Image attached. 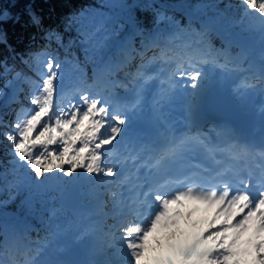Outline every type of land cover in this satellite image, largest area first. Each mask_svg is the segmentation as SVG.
I'll return each instance as SVG.
<instances>
[{"label":"snow or ice","instance_id":"6c2138e0","mask_svg":"<svg viewBox=\"0 0 264 264\" xmlns=\"http://www.w3.org/2000/svg\"><path fill=\"white\" fill-rule=\"evenodd\" d=\"M195 7L215 9L217 23H237L227 16L231 4L224 10L218 4ZM237 7L241 20L252 15L260 21L264 34V0H239ZM86 15L105 17L102 12ZM159 20L158 13L155 22ZM33 23H39L36 17ZM125 23L134 33L145 36L131 13ZM104 30L102 21L83 35L91 42ZM210 31L209 25L203 24L194 40H186L181 29L163 46L159 32H149L139 50L125 48L119 67L130 65L136 57L141 60L135 73L130 74L131 100L116 94V87L127 90L128 85L109 79L113 74L110 65L95 64V49L85 48V59L93 62L92 83L78 60L61 61L47 50L23 60L35 78L15 71L8 79L14 70L5 64L0 71V79L4 80L0 97L7 96L5 108L17 105L11 122L0 116L3 140L10 146L5 154L11 157V168L0 172L5 187L16 194L26 193L22 203L30 209L37 202L43 204L48 193L64 192L70 185L88 184L93 194L101 189L110 192L113 208L106 215L113 223L106 227L111 241L108 246L114 249V255L104 264H249L248 257L251 264H264V170L253 183L251 174L245 177L230 165L210 173L200 163L186 162L187 154L204 141L198 133L178 132L162 112L164 100L175 90L183 89L197 98L210 86L211 74L203 69L204 65L223 70L225 76L243 71L241 62L227 47L212 46ZM47 38L60 42V37L53 34ZM224 42L229 43L227 39ZM170 43H175L180 52L169 55ZM100 46L97 43L96 47ZM153 49L160 51L145 63L147 52ZM157 60L174 67L161 80L167 88L154 100V123L146 127L142 103L146 86L155 77L147 75L145 68ZM66 64H71L75 76L68 97L64 96ZM256 78L264 87V67ZM101 81L103 87L96 88ZM243 86L255 87L251 83ZM195 109L194 103L189 104V118L194 117ZM252 151L248 144L228 148L233 159ZM259 155L264 157V150ZM213 159L217 165L222 163ZM126 164L136 169L131 177L123 174ZM140 168L146 169L142 176L138 174ZM9 174L14 177L12 181H8ZM111 185L117 189L128 185L127 195L112 191ZM201 212L207 215L193 221L194 214ZM182 222L189 227L182 228ZM0 236V264H66L30 258V249L7 230Z\"/></svg>","mask_w":264,"mask_h":264},{"label":"trees","instance_id":"16d2710c","mask_svg":"<svg viewBox=\"0 0 264 264\" xmlns=\"http://www.w3.org/2000/svg\"><path fill=\"white\" fill-rule=\"evenodd\" d=\"M103 4H123L127 7H102ZM213 4H218L221 10L225 9V5L231 4L232 8L227 10V16L237 23H217L215 22L217 15L215 9L212 7L197 9L195 7L196 5L211 6ZM238 4L239 0H0V71L6 64L14 70L7 77L8 79H11L15 71H22L26 75L34 77V73L28 65L23 63V60L30 59L34 54L47 50L57 55L61 61L78 60L81 65L86 67L88 82L92 83L93 62L85 59V48L95 49L96 65H109L115 56L117 44L126 35L132 36L128 41V47L139 50L142 40L149 32L158 31L163 46V40L168 37L166 33L169 34V31H172L170 39L181 29L185 31V36L195 35V32L202 30L203 24H208L211 28L209 36L215 49L227 47L233 57L238 56L237 46L231 43L225 44L216 31L223 30L241 43L248 42V45L251 46L250 50H253L252 46H259L262 41L259 36L262 34L260 23L252 15L244 16L241 20L242 13L237 7ZM96 12L105 13V17L86 15ZM129 13L140 22L145 36L134 33L125 23ZM158 13L160 20L159 23H156ZM33 17H36L39 23H33ZM102 21L105 30L95 36L91 42L86 41L83 33L92 31ZM121 24L124 26L121 27ZM49 34H53L54 37L59 36L60 42L55 38L49 40L47 38ZM97 43L101 45L98 48L96 47ZM150 51H155L158 54L160 49ZM177 51L179 52L180 49ZM120 53L123 56V51ZM261 53L264 57V49ZM242 55L241 67L246 60L244 51ZM137 58L132 60L130 65L119 67L122 60L120 57L111 66L113 74L109 79L128 85L127 90L123 87H116L115 91L122 94L132 89L130 74L135 73L137 66L141 64ZM65 68L67 70L65 77L72 78L75 83L71 64H66ZM219 71L223 72L221 69ZM3 83L4 80L0 79V88L3 87ZM102 87V81L96 83V88ZM73 88L74 85L66 91L65 95H71ZM16 107L17 105H12L10 108H5L4 101L0 99V116L6 120L9 114L15 113ZM5 113L7 114L5 115ZM2 130L4 131V129ZM7 147L10 146H6L3 136L0 135V160L9 161L11 159L5 154ZM9 167L11 168L10 164ZM5 168L0 163V172H3ZM13 179L14 177L9 174L8 181ZM0 188L3 189L0 191V221L14 219L24 225L19 230V235H21L19 242L21 241L22 246L26 245L30 249L28 252L30 258L49 247L58 246L62 252V245L58 240L59 235L71 228L78 231V237L81 239L87 235L75 211L62 206L58 199L59 194L48 193L43 204L37 202L34 209H30L22 203L26 193L16 194L14 189L9 190L5 187L3 180H0ZM92 198L96 201L95 196ZM97 203L102 206L99 201ZM108 208L112 210L110 203ZM112 223L113 220L106 219L105 225ZM109 238L107 234L105 240L96 242V251L103 255L107 251L106 256L112 257L111 249L108 246ZM0 239L3 237L0 236Z\"/></svg>","mask_w":264,"mask_h":264},{"label":"rangeland","instance_id":"374dc122","mask_svg":"<svg viewBox=\"0 0 264 264\" xmlns=\"http://www.w3.org/2000/svg\"><path fill=\"white\" fill-rule=\"evenodd\" d=\"M256 19V18H255ZM258 23L260 21L256 19ZM219 34H222L223 31H219ZM262 41L259 46H257V49L255 51L262 52V49H264V34H260ZM196 37L193 34H189L186 37V40H194ZM129 37L121 42L120 47L125 49V46L127 45ZM227 40L231 43H235L239 55L235 56L239 62H241L242 58V52L244 51L246 54V60L242 63L243 71L234 72L230 75L225 76L223 72H220L217 70V68H213L212 66L204 65L203 69L206 72H209L211 74V82H215L219 87L221 88H228L230 89V97L231 100L234 102L236 107L240 106L241 111H243V115L250 120L255 125V129L253 130V134L256 135L257 142H261V138H264V133H262L264 129V87L261 86L259 79L256 78L258 76H255L253 74L254 70L260 71L264 65V61L260 58H258V54H255L254 50H250L249 48L251 46L247 45V43L242 44L240 41H236L232 37H228ZM244 43V42H243ZM173 44V43H171ZM119 47V48H120ZM261 49V50H260ZM117 54L115 53V56ZM154 54H147L145 58V63L148 59H150ZM123 57L122 54L119 55V58ZM117 59V60H118ZM116 60V59H115ZM116 62V61H113ZM111 66H113L111 64ZM171 67H174V65L166 64L164 61L157 60L155 63L147 64L145 68V72L147 75L155 77L153 80L149 81V83L146 86V91L144 93V99L142 103V121L144 126H151L154 123V100L158 99L162 94L164 89L167 88L166 84H161V80L166 79V76L168 72L170 71ZM252 68V69H251ZM235 73H237L235 75ZM254 79V85L255 87H244V83H251L253 84ZM235 84H233L234 82ZM74 80L72 78H66L64 80V94L65 92L70 89L74 84ZM9 95L11 94L10 89L4 90ZM188 91H191L190 89ZM121 98H125L128 100L133 99V87L130 89L129 92H126L124 94H117ZM68 97V96H65ZM1 101H4L7 99V96L0 97ZM21 99H23V94L21 96ZM24 103L26 106L27 101L24 100ZM195 104L196 109L199 107L198 97L193 98L187 94L183 89H177L173 93L170 94V96L164 100L163 102V108L162 112L164 113L166 119L171 123L173 126L175 124L179 126H175V128L178 130V132H188L191 134H199L201 138L204 137V144L202 146H197L193 151L188 153V156L192 155L194 152L197 151H203V153H208L210 151V148H206L205 145H211L210 138L207 136V132L214 133L217 129L215 126V121L212 119H209L208 125L205 126L207 132H200L199 129H196L192 132V128L186 129L185 121H193V117L189 118L188 115V106L189 104ZM15 113L9 114L6 121L11 122L14 119ZM228 126L226 125V130ZM2 129H0V135H2ZM249 155V154H248ZM247 155V157H248ZM243 157V156H242ZM0 163L6 167H9V163L6 159L0 160ZM139 163V162H136ZM136 172L135 167L132 164H126L124 165L123 174L132 176L133 173ZM139 174V173H138ZM79 187V192L81 193V202L79 205L72 209L75 211L76 216L79 218V222L81 224H84V226L93 225L95 223L97 228H100V222L102 216L105 214H110L112 212L111 209L107 207L109 200L112 202L111 193L101 190H98L96 193H92L89 191V188L91 187L88 184H77ZM112 191H120L127 195V187L128 185H121L119 189L116 188L115 185L109 186ZM59 192H55V194L58 195ZM92 196H95L96 201H99L102 206H99V204L92 200ZM109 199V200H108ZM103 208V209H99ZM113 208V207H112ZM206 213H196L193 216V221H200ZM17 223H15V220H6L2 219L0 221V232H3L4 230H7L8 234L10 236H14L15 238L19 239V235L16 231L9 230V226H15ZM182 228H188L189 226L184 225L183 222L181 224ZM90 228H88L89 230ZM106 230V228L104 229ZM87 231V230H86ZM104 235V236H103ZM104 233H100L99 236H97L96 229L93 228L91 232L88 233L87 236H85L83 239L78 237V231H75V229H69L65 233H62L59 235V242L62 245V252L61 249L56 247H49V250H46L42 253H39L38 256L35 257V260H38V258L44 257L45 259H55V260H61L65 261L66 264H90V261L88 260V257L91 255H99L103 261L112 259L114 255V249L110 248L112 252L111 256H106L107 251H105L104 255H100L96 252L94 244L97 240H102V236L105 237ZM110 241V238H109ZM111 242V241H110ZM249 264H251V257H248Z\"/></svg>","mask_w":264,"mask_h":264},{"label":"water","instance_id":"95a60500","mask_svg":"<svg viewBox=\"0 0 264 264\" xmlns=\"http://www.w3.org/2000/svg\"><path fill=\"white\" fill-rule=\"evenodd\" d=\"M201 102L203 112L208 115L218 114L221 116L230 112L233 115L232 120L235 118L233 121L238 119V114L228 99L226 89H218L214 84H211L207 91L202 94ZM59 199L61 204L67 209L76 207L81 201L78 185H70L68 190L60 193Z\"/></svg>","mask_w":264,"mask_h":264},{"label":"bare ground","instance_id":"6f19581e","mask_svg":"<svg viewBox=\"0 0 264 264\" xmlns=\"http://www.w3.org/2000/svg\"><path fill=\"white\" fill-rule=\"evenodd\" d=\"M166 35L168 36V37H165V39L163 40V44H165V43H167V42H169L171 39H170V36L172 35H170V34H168V33H166ZM189 35V34H188ZM187 35V36H188ZM187 36H185V39H186V37ZM195 36V35H194ZM128 45H129V43H127V45L125 46V48H127L128 47ZM169 47H171L172 48V51L169 53V55H176L177 53H178V51H177V49H179L177 46H176V44L175 43H173V44H169ZM124 49L123 48H121L120 47V49H118L115 53L117 54L116 56H114L113 57V59L110 61V63H109V65L111 66V64L112 65H114L118 60V58H119V55L121 54L120 53V51H123ZM180 52V51H179ZM154 53H156L155 51H148L147 52V54H154ZM146 54V55H147ZM236 56V55H235ZM234 56V57H235ZM116 59V60H115ZM137 59H139L138 61H140L141 62V60H140V58L138 57ZM113 61H116V62H113ZM241 67V66H240ZM242 69H243V67H241ZM252 69V68H251ZM256 71H258V70H256ZM238 73V72H237ZM237 73H235V75L237 74ZM253 74L255 75V76H257V74L255 73V72H253ZM253 81H254V79H253ZM234 82V81H233ZM236 82V81H235ZM235 82L233 83V84H235ZM226 89H228V88H226ZM205 91H207V90H205ZM230 89H228V91H227V93H228V95H229V93H230ZM230 96V95H229ZM238 110L242 113L243 111H241V108H240V106H238ZM243 116V115H242ZM209 122V120L207 119V118H204V120H203V122L202 123H200V124H198V123H193V121H191V119H190V121H185V125L186 124H188V125H186V129H185V131H187L188 129H191L192 130V132L194 131V130H196V129H199V131L200 132H203V130H204V127L206 126V125H208L207 123ZM175 126H179V125H177V124H175L173 127L175 128ZM176 129V128H175ZM177 130V129H176ZM178 131V130H177ZM202 136V135H201ZM231 143H232V138L231 137H229V138H227V139H224L222 142H219V141H216V143L214 144V147H217V148H219L220 149V153H221V156L222 157H224V158H226V159H229V165L230 166H232L233 164H235V163H237V161L236 160H234L233 158H232V156L230 155V153L228 152V148H229V146L231 145ZM253 149H254V151H252L251 153H249V155H250V157L252 158V160H254L256 157H261L260 155H259V152L261 151V150H264V148H261V149H259V148H257V147H252ZM240 166L243 168V169H248V166H249V164H248V160H246V159H242L241 161H240ZM84 227H89V226H84ZM19 240V239H18ZM61 245V244H60ZM62 248V247H61ZM46 250H49V249H46ZM95 256H97V257H99L100 259H101V262H102V264H104V261H103V259L99 256V255H91V257H95ZM41 260H46L44 257H41Z\"/></svg>","mask_w":264,"mask_h":264}]
</instances>
